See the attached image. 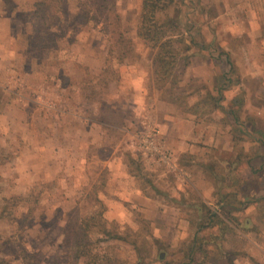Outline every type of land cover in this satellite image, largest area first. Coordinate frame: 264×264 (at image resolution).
I'll return each mask as SVG.
<instances>
[{"label": "rangeland", "instance_id": "1", "mask_svg": "<svg viewBox=\"0 0 264 264\" xmlns=\"http://www.w3.org/2000/svg\"><path fill=\"white\" fill-rule=\"evenodd\" d=\"M141 6V0H0V46L4 45L6 67L13 72L0 78V89L3 85L10 93L0 94L4 140L0 161L4 173H10L16 164L20 173L31 166L27 160L33 151L27 148L34 134L33 148L37 154V176L35 183L30 184V192L12 190L16 186L27 188L26 183L22 185L26 176H0V264H135L140 256L145 257L144 261L137 264H184L179 249L191 241L200 221L193 208L181 205L171 212L150 202L139 209L130 208L131 219L116 222L104 218L107 209L99 196L105 180L104 159L98 160L99 164L90 157L80 161L76 152L70 150L74 143L61 145L59 141L64 130L60 127L59 110L64 105L68 111H76L77 100L87 111L91 102L97 101L103 107V117L115 124L122 121L121 112L112 115L102 100L108 91L109 73H113L112 61L105 63L104 76L96 84L97 77L91 78L88 69L80 67L81 59L108 55L135 61L148 50L144 55L153 58L156 69L157 48L137 35ZM155 15L162 21L157 31L170 40L162 50L168 64L160 73L154 72L156 90L152 98L156 94L161 106L183 111L182 115L195 108L199 118L212 117L205 144L208 149L199 157L201 160L205 155L207 160L197 162L196 166L202 165L197 169L204 173L203 163H207L211 175L216 177L208 182L209 193L202 191L199 178L194 181L192 175L183 186L177 185L164 168L146 171L137 154L128 160L132 162L130 171L138 176L136 183L149 186L148 193L156 199L167 198L161 189L175 184L187 187L182 199L191 203L204 197L214 209L219 204L214 186L226 177L222 184H228L223 189L232 193L236 209L224 220L233 229L225 230L217 239L221 250L210 248L206 259L197 264H227L224 251L235 254V264H264V201L258 200L264 190V0H172L171 5ZM187 31L192 41L206 43V48L186 42ZM225 55L235 61L241 80L235 71L231 80L223 79L228 88L223 100L225 108L220 110L209 93L214 80L218 82L219 76L215 74L228 70ZM194 56L206 61L205 64L199 60L197 68L201 70L196 69V76L195 68L189 64ZM75 68L88 73L87 80H71L69 75ZM206 70L210 76L204 78ZM63 72L70 73L67 79ZM17 73L23 75L20 81L14 79L19 76ZM92 85L96 91L91 94ZM19 87L30 93L24 92L29 108L23 113L15 102L12 105V92ZM232 103L238 107H232ZM235 116L239 117L238 122ZM20 118L24 120V131L15 127ZM64 119L65 123H77L74 116ZM183 128L180 127L181 131ZM69 130L74 134V129ZM48 133L55 137L52 144L44 143ZM108 133L105 131L109 141L118 136V142L124 138L122 144H128L129 134L119 129ZM16 137L22 138V142H15ZM66 145L70 152L63 157L60 148ZM21 152L22 160L15 164L13 158ZM47 153L52 154L51 160L44 157ZM190 160L183 155L178 163L187 168ZM80 162L94 172L84 177L89 182L85 184L87 193L75 189L79 179L82 181L78 175ZM231 179L234 181L229 182ZM94 186L99 189L94 190ZM180 212L188 219H181ZM209 232L219 231L215 227ZM108 234L120 238L111 239ZM77 239L82 250L73 246ZM160 252L163 262L158 259ZM77 253L84 257L75 258Z\"/></svg>", "mask_w": 264, "mask_h": 264}, {"label": "crops", "instance_id": "2", "mask_svg": "<svg viewBox=\"0 0 264 264\" xmlns=\"http://www.w3.org/2000/svg\"><path fill=\"white\" fill-rule=\"evenodd\" d=\"M190 43H193V45L197 46L200 49H204L207 46L206 43H203L201 41H191ZM0 49L2 53L0 54V78H2L4 74H13V72L9 71V69L6 67V57L3 54L4 45H1ZM148 52L149 51L146 50L144 53L146 54ZM144 53L142 54L143 57L135 61H130L129 58L125 57L117 59L111 58L108 55H98L95 57L81 59L82 65L80 67H82L83 69H88V73L91 78L92 76L97 77V79L95 80L96 84L98 83L99 78L101 76H104L103 73H105V68L107 67L105 63L108 60L112 61L113 68L111 70L113 73H109L110 76H108V83L106 84L108 87V91L107 93L103 94L106 98H103L102 100L107 103V107H109V111H111L112 115L116 113L120 114L119 112H121V122L115 124L108 117H103V115L105 114L102 111L103 107L98 106L99 104H96L97 101L95 103L93 101L91 102L90 111L84 109L83 106L79 104L78 100L76 101V111H68L67 107H65L64 105V108L61 107V109L59 110L60 115H62L59 116L61 119L60 127H64V130L60 132V144L64 145L68 144V142L70 144L74 143L75 145H73L70 150H74L76 152V158L80 161H85V159L88 160L90 157L92 159V162L96 161V163H98V160L101 161L104 159V162H102L104 166L102 172L105 173V180H102L104 184H102L103 186L99 192V196L103 200L105 208L107 209L104 213V218L113 219L116 220V222H121L124 219H131L132 210H129L130 208L139 209L140 207L148 206L150 202L154 203L156 207H167L168 210L171 209V212L174 209L178 210L181 205H189L191 208H193L197 203L201 201L208 205H211L210 201H208L207 199L205 200L204 197L202 199H198L197 202H195V200H191V203L186 199H182V197L184 196L183 193L186 192L187 187L184 189V187L181 186H183L185 181H187L188 178H190L192 175V179H194V181L199 178V183L202 184V191L204 190L205 192L209 193L211 192V190L208 187V182L210 181L211 177H216V175H211L209 165H206L207 163H203L205 168L204 173H202L201 170L197 169V167L202 165L196 166L197 162H206L207 160L205 159V155L201 160L199 159V157L200 154H203V150L207 151L208 149L205 144L208 143L206 139L207 137H209V133L211 130L210 122L213 121L212 117H210L209 115H205L203 119L199 118V115H196L197 113L195 108H193V112H191V110L188 111L189 109H187V114L182 115V113H184L183 111L179 112V110H175L174 108H170L166 105L161 106V101L157 99L156 94L155 97L152 98L153 91L156 90L154 83L155 69L153 68V58H147L148 55H144ZM190 59L191 61L189 62V64L192 65L193 68H195L193 70V74L194 76H196V69L201 70L200 68H197L200 66L199 60H204L205 64L206 61L200 56H194ZM220 60L223 59L221 58ZM225 61L229 65L228 70L225 69L224 71H221V69L215 74L219 76L218 82L214 80L215 85L212 91L209 93L211 94V97H214V101H216L217 97H219V100L217 102H214V105H216V109L220 110L225 108V105H223V100L225 99L224 97L228 88V85L222 83L223 79L225 80L229 77L231 80L232 73L235 71V76L241 80V75L240 73H238V67L232 57L225 55ZM231 65L232 70L230 69ZM71 73L72 75H69L70 73L68 72H63V74L66 76V79L70 76L71 80H76L77 83L81 82V80H87L88 73L85 74V71L82 72L75 68V70L71 71ZM21 76L23 75L14 77V79L20 81V79L22 78ZM206 76H210V72L207 70L204 72V78H206ZM214 77L216 79V76ZM17 85L22 86V83H17ZM237 85L239 84H236L235 86ZM63 90L66 91L65 87L63 88ZM4 91L10 94L9 90H7V88H4L2 85L0 94L2 95ZM92 91H96V89H94V85H92L91 87V94ZM24 92H26V90L21 89L20 87L19 89H15L12 92V105L15 102L19 107L20 113H23L29 108L26 105L28 104L29 99L25 96ZM98 92L99 90H97V93ZM205 92L208 93V91ZM26 94L29 95L30 93L26 92ZM1 102L2 101L0 100V105H2ZM233 104L234 103H232V107H238L237 104ZM149 106H153V109ZM47 107L51 110L53 109L51 105H47ZM85 114H87L88 116ZM107 114L109 115V112ZM68 115L74 116L75 119L77 118V123H65L66 120L64 118H68ZM23 121L24 120L20 118L19 124H15V127H19L21 131H24V123H22ZM47 127L51 128V125L48 123ZM180 127H184L183 131H181ZM127 128H131V131H128ZM145 128H157L159 130L161 138L163 139V142L173 151L174 154L175 161L173 163V169L167 168L163 165H148V163L145 162L140 156V159L143 162L146 171L153 170L155 168H164L172 174V177L174 178L176 184L181 185L177 186L174 184L171 185V187L161 189V192L163 193V195H167V198L158 197L156 199L154 196L150 195L148 193L149 186L137 184L136 181L137 179L139 180V178L138 176L136 178V174L130 171L129 168V165L132 162L130 163L128 160L132 155L136 156V153H134L131 146V142L134 135L144 130ZM69 129H74V134L69 133ZM113 129H119L129 134L130 136L128 144L127 141L122 144L124 138L122 139V141L118 142V140H120L118 136L115 137L114 141H111V138L109 141V136L105 135V131L106 133L109 132L108 134H112ZM70 135L73 136V139L69 138ZM34 136H32L31 140H28V143L31 144V146L28 144L29 147L27 149L30 148L29 150L33 152H31V154H28L29 157L27 161H29V164H31V166L27 167L26 171L20 173L21 168H18L16 164V162L22 160L23 152L13 158L16 166L12 165L15 168L12 167V171L10 172L11 174L4 173V165L3 162L0 161V176H7L8 174H10L12 178L18 179L22 178L23 176H26L27 178H24L22 181V185L26 183L27 188L25 186H16L14 189H12L13 192H15V190H28V192H30V184L35 183V177L37 176V154L33 148L35 144ZM44 138V143L52 144V141L55 137L52 136V133H48L44 136ZM2 139L3 123L1 122L0 154L3 153L2 146H4V140L2 142ZM24 139L25 138H23V140ZM13 141H15V138ZM15 142H22V138L16 137ZM209 145H211V143ZM49 152L51 153L50 147ZM60 152L61 154H63V157H67V153L70 151H68V147L66 145L61 146ZM50 153H47V155H44V157H48L49 160H51L52 154L50 155ZM126 155H128V159H126ZM183 155H187L189 159H192L189 161V166L187 168L180 167L178 163V160ZM79 165L80 169L78 170V175L81 177L82 181H80L79 179V183L75 184V189L82 191L85 190V192L87 193V188H85V186L88 185L89 182L86 183L84 177H88L89 173L94 174V172H89L88 169L86 170V167L82 162H80ZM179 182L182 183L180 184ZM221 183L222 181L218 180V183L215 184L214 188L216 193L219 190H224V184ZM98 187L99 186H94L93 189L96 190ZM193 188L197 190L196 185L195 187L193 186ZM152 189L154 190V188ZM180 217L181 219H188L183 216L182 212H180ZM149 218L152 217L150 216Z\"/></svg>", "mask_w": 264, "mask_h": 264}, {"label": "trees", "instance_id": "3", "mask_svg": "<svg viewBox=\"0 0 264 264\" xmlns=\"http://www.w3.org/2000/svg\"><path fill=\"white\" fill-rule=\"evenodd\" d=\"M141 1H142L141 15H140V23L138 24L137 27V35L140 38H142L144 41L149 42V44L153 48H157V53L155 56V63L157 66L155 69V73L158 74L160 73V70L164 69L165 65L168 64L164 59L166 58V56H164L165 53L162 50L164 49L166 43L170 39H167V37H164L162 33H159L157 31L160 24H162V21H160L158 18H155L156 16L155 14L159 13L165 7L171 5L172 0H141ZM186 34L188 38L184 40L190 43L192 41L190 32L187 31ZM230 69L232 70V65L230 66ZM218 100L219 97H217V100L215 102H217ZM234 119L235 122L239 121L238 116H235ZM226 179H227L226 177L224 178L221 177L220 181L224 183ZM228 181L232 182L234 180L231 179ZM227 184H225L224 186H227ZM217 193H218V202H219V204L217 205L218 209H214L211 207V205H208L202 201L197 203L193 207L200 221H198L196 224V229L194 231L191 241L187 242L186 244H183L182 247H180L179 249V251L182 252L185 258L184 264H197L199 262H203L206 259L205 257H207V255L209 254L210 248H216V250H221L220 247L221 244L217 241V239H219L220 234H222L225 230L229 231L233 229L232 227H230L228 222L224 220V219H229L228 217H230V213L232 212V210L236 209V207L234 206L235 200L233 201L232 200L233 198L230 196L232 193L226 190H219ZM261 193L262 195L258 198V200L264 201V190H261ZM215 227L220 233L209 232L210 229ZM204 231H206L205 234H203ZM108 238L119 239L120 237H116L108 234ZM80 244H81L80 240L77 239L74 241L73 246L75 245V247L77 248L79 246V249L82 250ZM82 256L84 257L83 253L81 254L77 253V255H74V257L77 259ZM223 257L227 259V264H235L234 253L224 251ZM144 258H145L144 256H140L137 259V263L144 261ZM158 259L159 262H163L164 260V256H162L161 252L160 254H158ZM164 264H168V263H164Z\"/></svg>", "mask_w": 264, "mask_h": 264}, {"label": "built area", "instance_id": "4", "mask_svg": "<svg viewBox=\"0 0 264 264\" xmlns=\"http://www.w3.org/2000/svg\"><path fill=\"white\" fill-rule=\"evenodd\" d=\"M134 153L148 163V165H163L173 169V151L163 142L157 128H145L134 135L131 142Z\"/></svg>", "mask_w": 264, "mask_h": 264}]
</instances>
